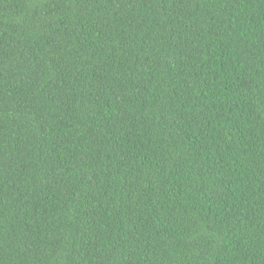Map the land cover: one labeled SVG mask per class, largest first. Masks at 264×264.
<instances>
[{
	"label": "trees",
	"instance_id": "1",
	"mask_svg": "<svg viewBox=\"0 0 264 264\" xmlns=\"http://www.w3.org/2000/svg\"><path fill=\"white\" fill-rule=\"evenodd\" d=\"M0 264H264V0H0Z\"/></svg>",
	"mask_w": 264,
	"mask_h": 264
}]
</instances>
